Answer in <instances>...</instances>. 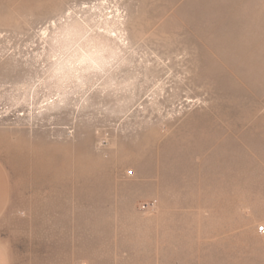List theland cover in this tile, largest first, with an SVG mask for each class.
Listing matches in <instances>:
<instances>
[{"label":"rangeland","instance_id":"rangeland-1","mask_svg":"<svg viewBox=\"0 0 264 264\" xmlns=\"http://www.w3.org/2000/svg\"><path fill=\"white\" fill-rule=\"evenodd\" d=\"M263 28L264 0H0L3 264H264Z\"/></svg>","mask_w":264,"mask_h":264},{"label":"built area","instance_id":"built-area-1","mask_svg":"<svg viewBox=\"0 0 264 264\" xmlns=\"http://www.w3.org/2000/svg\"><path fill=\"white\" fill-rule=\"evenodd\" d=\"M258 230L259 231H263L264 230V227L263 226H259Z\"/></svg>","mask_w":264,"mask_h":264},{"label":"bare ground","instance_id":"bare-ground-1","mask_svg":"<svg viewBox=\"0 0 264 264\" xmlns=\"http://www.w3.org/2000/svg\"><path fill=\"white\" fill-rule=\"evenodd\" d=\"M223 2V1H222ZM199 4V3H198ZM221 9V8H220ZM256 25V24H255ZM264 29V28H263ZM230 30V29H229ZM243 32V31H242ZM225 38V37H224ZM226 42V40H225ZM225 47V46H224ZM229 48V47H228ZM220 54V53H219ZM250 89V88H249ZM253 91V90H252ZM254 92V91H253ZM254 95V94H253ZM253 143V142H252ZM164 172V171H163ZM163 174V173H162ZM182 255V254H181Z\"/></svg>","mask_w":264,"mask_h":264},{"label":"crops","instance_id":"crops-1","mask_svg":"<svg viewBox=\"0 0 264 264\" xmlns=\"http://www.w3.org/2000/svg\"><path fill=\"white\" fill-rule=\"evenodd\" d=\"M0 264H3V261L1 260V258H0Z\"/></svg>","mask_w":264,"mask_h":264}]
</instances>
